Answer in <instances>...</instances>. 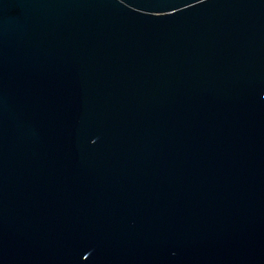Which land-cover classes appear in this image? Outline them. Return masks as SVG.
Returning <instances> with one entry per match:
<instances>
[{"label": "water", "instance_id": "water-1", "mask_svg": "<svg viewBox=\"0 0 264 264\" xmlns=\"http://www.w3.org/2000/svg\"><path fill=\"white\" fill-rule=\"evenodd\" d=\"M0 264H264V0H0Z\"/></svg>", "mask_w": 264, "mask_h": 264}]
</instances>
